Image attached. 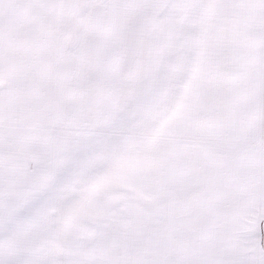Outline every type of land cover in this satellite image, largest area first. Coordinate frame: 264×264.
I'll return each instance as SVG.
<instances>
[{
    "label": "snow or ice",
    "instance_id": "6c2138e0",
    "mask_svg": "<svg viewBox=\"0 0 264 264\" xmlns=\"http://www.w3.org/2000/svg\"><path fill=\"white\" fill-rule=\"evenodd\" d=\"M0 264H264V0H0Z\"/></svg>",
    "mask_w": 264,
    "mask_h": 264
}]
</instances>
